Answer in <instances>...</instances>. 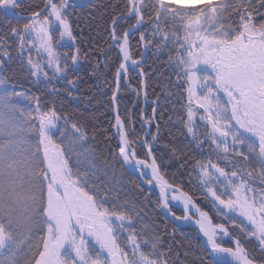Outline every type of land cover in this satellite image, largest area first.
Masks as SVG:
<instances>
[{
  "label": "trees",
  "instance_id": "trees-1",
  "mask_svg": "<svg viewBox=\"0 0 264 264\" xmlns=\"http://www.w3.org/2000/svg\"><path fill=\"white\" fill-rule=\"evenodd\" d=\"M42 4L43 0H22L15 10L28 15L38 11ZM126 7V0H92L79 9H70L55 1L39 16L40 21L54 26L49 32V40L56 60L65 70L64 78L52 90L32 82L18 55L13 34L25 29L32 20L13 19L0 13V49L7 51L5 59L0 58V84L7 83L27 94L34 106L26 112L28 117L29 113L51 112L59 121L58 126L67 132L76 130L83 139L79 149L84 151L80 149V154L75 153L79 157L77 164L72 156L66 160L70 179L77 180L79 189V221L70 225L71 236L91 246L95 243V247L104 246L103 249L113 256L112 264H228L211 260L200 241L185 233L188 229L177 228L165 219L157 208L156 196L148 194L119 162L111 95L120 58L116 49L109 47L108 29ZM58 21L67 24L74 45L60 40ZM129 21L126 18L123 23H118V35ZM163 50V45L157 42L148 58L144 100L140 79L131 72L136 89L131 92L121 87L119 91L118 115L129 145L138 158L145 159L146 146L156 133L151 153L159 173L167 182L189 194L208 212L213 222L223 223L231 229L251 259L264 262V250L253 225L256 216L264 213V194L248 187L250 184L257 189L263 182V177L253 171L257 164L239 142L235 146L220 144L216 148L205 136L208 131L205 121L201 112L186 102V87L180 76L175 71L167 73L168 83L158 78L165 65L161 61L157 64ZM141 140L144 144H140ZM32 143L37 151L38 168L34 186L30 183V187L36 189L30 193L36 200L30 213L26 212L28 224L17 223V217L0 203V264H34L42 247V230L46 227L45 221L42 222V218L45 219V190L37 177L42 170L41 153L37 150L36 140ZM215 166L225 170L215 172ZM235 171L248 172L241 195L245 200L240 203L246 210L238 206L236 211L242 215L238 226L249 237L232 230L212 206V196L223 202L230 196L233 198L231 190L235 184H231V180L237 181ZM229 184L231 188L228 189ZM248 210L254 211L253 219ZM107 257L106 254V262Z\"/></svg>",
  "mask_w": 264,
  "mask_h": 264
},
{
  "label": "rangeland",
  "instance_id": "rangeland-1",
  "mask_svg": "<svg viewBox=\"0 0 264 264\" xmlns=\"http://www.w3.org/2000/svg\"><path fill=\"white\" fill-rule=\"evenodd\" d=\"M46 1L43 0L41 8ZM55 1L62 2L70 9L84 6L72 8L62 0H50L47 9ZM126 1V10L112 20L108 29L109 47L113 46L119 54L118 68L123 58V52L119 48L128 51V68L121 77L118 94L121 87H126L131 92L136 89L130 77L133 73L140 79V92L144 100L147 61L153 46L157 42L162 44L164 50L159 53L157 64L161 61L165 65L163 70L160 68L162 72L157 75L158 78L163 83H168L167 73L175 71L180 76L186 87V102L201 112L208 129L205 136L209 137L216 148L220 144L235 146L237 142L247 148L257 164L253 171L263 177L259 188L256 189L250 184L248 187L264 194V0H186L187 3L184 0ZM19 2L21 1L8 0L9 9L16 13V4ZM2 5L3 0H0V6ZM0 13L2 14L1 11ZM51 14L56 16L54 12ZM39 16L34 17L25 29L14 32L13 36L17 40L18 55L24 61L32 82L46 85L52 90L64 78L65 70L56 60L49 40V32L54 26L45 20L40 21ZM126 18L130 19L129 24L118 35L117 25ZM58 23L60 40L69 46L74 45L67 24L64 21ZM174 50L176 52L172 54ZM6 56L7 51L1 48L0 58L5 59ZM135 63L139 64L134 66ZM169 65L172 67L169 68ZM33 107L27 94L19 88L7 83L0 84V198L3 200L0 199V203L12 212V216L17 217V223H29L26 212H29L36 200L35 195L30 193L36 189L30 187V183L34 184L38 168L37 151L32 143V140H36L42 159V170L37 177L42 181L45 190V219L42 218V222L45 221L46 227L42 230V247L34 264L114 263L113 256L110 251L108 253L103 249L104 246L95 247L97 243L91 246L80 238L71 236L70 225L79 221V189L77 180L70 179L66 160L69 159L68 156H72L74 164H77L79 157L75 153H79L80 149L84 151L83 148L79 149L83 142L82 137L76 130L67 132L58 126L59 121L51 112L41 115L29 113L28 117L26 112H30ZM35 126L40 128L37 130ZM113 130L120 143L115 122ZM153 139L154 136L146 146V156ZM126 142L134 157L138 158L129 145L127 135ZM140 144H144V141L141 140ZM119 150L120 147V162ZM135 166L138 167V164ZM214 170L216 172L225 169L215 166ZM247 174L246 171H242V174L235 171L234 177L237 181L230 179L231 184H235L231 190L233 198L229 194L230 199L223 202L212 196V206L219 216L227 220L232 230L249 237L238 226L242 215L236 211L238 206L243 208L240 203L245 200L243 197L241 199V195L246 186L243 180L248 178ZM160 176L164 179L161 174ZM143 180L150 184L148 178L144 177ZM137 181L139 183L138 179ZM231 184L227 186L228 189ZM140 185L148 194L156 196L157 208L165 219L177 227L169 216V207L168 210L179 223L186 224L177 228L188 229L185 233L200 241V233L191 223L203 231V219L194 213L185 215L184 211L174 205L167 206L165 211L157 191L151 192L143 184ZM189 197L191 198L190 195ZM167 198L170 199V196L167 195ZM191 200L208 217L210 222L207 223L210 226L220 228L214 235L215 245L237 249L246 260L260 262L249 257L248 251L232 235L231 229L223 223L213 222L208 212L200 208L192 198ZM248 211L253 219L254 211ZM253 225L255 236L264 250V213L256 216ZM208 255L214 262L223 263L219 262L218 254L208 252Z\"/></svg>",
  "mask_w": 264,
  "mask_h": 264
},
{
  "label": "water",
  "instance_id": "water-1",
  "mask_svg": "<svg viewBox=\"0 0 264 264\" xmlns=\"http://www.w3.org/2000/svg\"><path fill=\"white\" fill-rule=\"evenodd\" d=\"M14 1H22V0H14ZM49 1L47 0L45 2V4L43 5V7L41 8L40 11L33 13V14H29V15H20V14H16L14 12H12L9 9L8 6V0H3V5L0 6V11L2 12L3 15L9 17V18H13V19H18V20H28V19H33L36 16L41 15L48 7L49 5ZM65 4H67L69 7H81L83 5H85L86 3H88L91 0H62ZM118 48V47H117ZM122 52H123V58H122V62L117 70V74L115 77V84H114V91L112 94V99H111V104H112V114L114 116V120H115V124L116 127L119 131V140H120V150H119V156H120V162L123 165L125 171L133 176H135L136 178H138L139 183L143 184L144 186H146L147 188H149L150 191H157L159 197L161 198L163 203H166L164 201V196L162 194V192L160 190L157 189V184L154 182V180H152V178L150 177V167L151 166H156L154 161H153V157L151 155L150 152V148L148 151V156L147 159H138L136 157H134L133 153L130 152V148L127 145L126 142V133H125V128L123 125L122 120L119 118L118 113H117V108H116V97L118 94V90H119V86H120V81H121V77L122 75L125 73L126 68H128V51L123 49V48H119ZM139 63H135V65H138ZM123 153H126L129 155L130 160L132 161V163H134L135 165L142 163L146 165V175H141L139 173H137L133 168H128L126 167L124 160H123ZM146 177L150 180V184L144 182L143 178ZM165 181V187L172 190L173 192L183 196L184 198L191 200V198L189 197V195L187 193H185L184 191H182L181 189H179L176 186H173L171 184H169L165 179H163ZM196 207V206H195ZM169 207H167V211L169 213L170 218L172 219L173 223L177 226V227H184L186 226V224L184 223H179V221L175 218V216L168 210ZM197 209V207H196ZM204 218L208 221V217L206 215H203ZM192 227L198 231L200 233V242L202 244V246L209 252V253H216L220 256V260L219 262H225L228 264H264V262H254V261H250V260H246L242 253L237 250V249H232V248H225L222 246H217L214 243H211L209 241V239L206 237L205 239V235L203 233V231L199 228V226H197L194 223H191ZM211 227L213 229H217L214 225H211Z\"/></svg>",
  "mask_w": 264,
  "mask_h": 264
},
{
  "label": "bare ground",
  "instance_id": "bare-ground-1",
  "mask_svg": "<svg viewBox=\"0 0 264 264\" xmlns=\"http://www.w3.org/2000/svg\"><path fill=\"white\" fill-rule=\"evenodd\" d=\"M183 2L187 3L188 1L184 0ZM123 160L128 168H133L137 173L141 175H146V165L139 163L138 167L135 166V164L132 163V161L129 158V155L124 153L123 154ZM142 170H140V169ZM150 177L154 182L157 184V189L160 190L164 196V201L166 203H163V208L166 211V207L169 205H174L178 208H180L182 211H184L185 215H188L190 213H194L198 215L201 219H203V233L206 235V237L209 239L211 243H214V235L215 232L220 229H213L208 223L207 220L204 218V214L200 212V210L196 209L194 204L191 203L190 200L184 198L183 196L173 192L172 190L165 187V181L163 178L159 175L158 170L155 166H151L150 169ZM167 195L170 196V199L167 198Z\"/></svg>",
  "mask_w": 264,
  "mask_h": 264
}]
</instances>
